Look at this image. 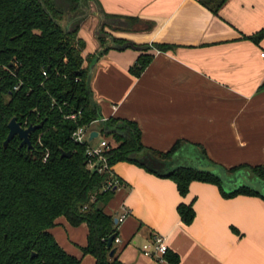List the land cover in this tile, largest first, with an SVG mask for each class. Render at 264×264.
Instances as JSON below:
<instances>
[{
	"label": "crops",
	"instance_id": "1",
	"mask_svg": "<svg viewBox=\"0 0 264 264\" xmlns=\"http://www.w3.org/2000/svg\"><path fill=\"white\" fill-rule=\"evenodd\" d=\"M99 1L107 13L149 23L140 31L109 30L115 36L176 45L151 50L154 58L139 77L129 71L141 53L132 48L112 49L92 67V88L104 118L136 121L151 149L167 152L185 141L168 170L195 167L197 160L225 168L264 165V39L256 44L243 38L264 28V0H228L218 15L200 0ZM99 23L93 7L79 32L87 42L85 56L99 49ZM93 131L99 133L91 141L97 146L100 136L106 138ZM112 170L124 185L105 212L114 220L129 212L117 224L116 255L124 264H173L143 254L142 245L155 234L165 236L169 250L179 255L174 264H264L262 197H225L216 184L202 181H193L182 196L173 180L139 164L119 162ZM181 203L194 206L191 224L179 215ZM51 232L80 264H96L81 250L88 242L87 224L75 227L62 216Z\"/></svg>",
	"mask_w": 264,
	"mask_h": 264
},
{
	"label": "trees",
	"instance_id": "2",
	"mask_svg": "<svg viewBox=\"0 0 264 264\" xmlns=\"http://www.w3.org/2000/svg\"><path fill=\"white\" fill-rule=\"evenodd\" d=\"M227 1L200 0L217 15ZM93 7L100 17L96 33L100 46L85 56L87 42L79 32ZM148 24L138 16L107 13L99 0H0V264H80L81 259L67 252L51 232L62 216L75 227L87 224L83 255H93L96 264H124L117 255L110 257L107 246L113 234L119 235L114 218L105 212L117 190L107 187L113 172L90 169L92 143L73 139L79 127L95 122L109 140L104 151L109 167L119 162L139 164L173 180L182 196L189 193L193 181H202L216 184L225 197L244 194L264 199L249 186L227 192L217 174L195 167L168 170L183 140L162 152L143 144L136 121L118 117L102 121L92 88V67L103 56L112 49L140 51L129 70L139 77L154 58L151 50L176 48L166 43H136L109 31H140ZM243 38L260 44L264 28ZM14 117L25 128L43 123L32 133L31 150L20 148L18 136L4 147ZM64 151L71 156H63ZM226 170L229 174L248 170L264 181V165L242 164ZM178 212L186 224L196 217L192 203L179 204ZM166 258L173 264L180 260L170 250Z\"/></svg>",
	"mask_w": 264,
	"mask_h": 264
},
{
	"label": "water",
	"instance_id": "3",
	"mask_svg": "<svg viewBox=\"0 0 264 264\" xmlns=\"http://www.w3.org/2000/svg\"><path fill=\"white\" fill-rule=\"evenodd\" d=\"M42 125L43 123L38 125H30L25 128L22 126L21 122L17 120L16 117L12 118L9 122L10 131L7 136V139L4 142V147H7V145L15 137L18 136L21 139L20 148H22L23 146H27L28 150H31L33 148V143L31 139L32 133L41 128ZM98 135L99 133L97 131L91 132L90 137L88 139L89 142L93 141ZM63 156L70 157L71 153L64 151ZM174 156H176V154ZM195 168L200 171H207L217 174L221 178L223 186L227 192H233L242 186H249L264 196V181L254 177L248 170H240L234 174H229L226 168L221 165L211 163L205 164L202 163L200 160H197ZM116 189L117 188H114V190ZM114 221L116 224L119 223L118 218H115ZM116 237L117 235L113 234L107 242V246L111 248L110 257H114L118 251V247L114 246V240Z\"/></svg>",
	"mask_w": 264,
	"mask_h": 264
},
{
	"label": "built area",
	"instance_id": "4",
	"mask_svg": "<svg viewBox=\"0 0 264 264\" xmlns=\"http://www.w3.org/2000/svg\"><path fill=\"white\" fill-rule=\"evenodd\" d=\"M262 56H264V52L262 53ZM46 75L47 73L44 72ZM106 120V118L102 119V121ZM97 123V122H95ZM93 123L92 126L95 124ZM79 127L73 134V139L77 142L85 143L89 141V137L91 132H93V127ZM108 147V142L106 139H102L101 142L97 146H90L88 149V153L91 156L89 159V168L92 170H98L99 172H103L105 169L109 170L110 167L107 163V159L104 155V151ZM48 154L45 157V160L47 159ZM100 164L98 165V163ZM113 177L109 180L107 187H114L119 188L124 185V182L121 181V179L118 176H115L114 173H112ZM129 215L128 211H125L124 214H122L118 220L119 222H122L126 219V217ZM121 242L120 237H116L114 240V245L119 244ZM169 251V246L167 243V238L161 234H155L150 240H148L146 243L142 245V252L145 256L149 258H153L158 260L159 262H166V255Z\"/></svg>",
	"mask_w": 264,
	"mask_h": 264
},
{
	"label": "rangeland",
	"instance_id": "5",
	"mask_svg": "<svg viewBox=\"0 0 264 264\" xmlns=\"http://www.w3.org/2000/svg\"><path fill=\"white\" fill-rule=\"evenodd\" d=\"M92 127H93V129H97V130H99V131L101 130V124H100L99 122L95 123ZM101 138H102V136H100V137L96 140V141L98 142V144L100 143ZM106 141L109 142L108 139H106ZM109 170L113 172L112 167H110Z\"/></svg>",
	"mask_w": 264,
	"mask_h": 264
}]
</instances>
